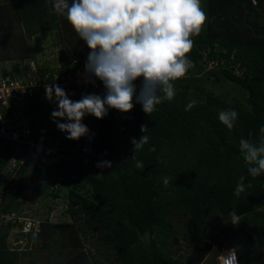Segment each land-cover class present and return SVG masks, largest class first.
Returning a JSON list of instances; mask_svg holds the SVG:
<instances>
[{
    "label": "trees",
    "instance_id": "trees-1",
    "mask_svg": "<svg viewBox=\"0 0 264 264\" xmlns=\"http://www.w3.org/2000/svg\"><path fill=\"white\" fill-rule=\"evenodd\" d=\"M30 2L0 1V34L1 29L9 32L7 38L11 40L6 41L11 55L1 53L0 62L18 59L26 63L25 59L34 56L26 40L42 31H57L62 53L66 56L70 50L72 57L85 64L90 49L66 17L55 12L54 0L34 1L31 15L20 20ZM205 5L208 21L201 35L193 38L194 47L188 55L194 67L185 78L199 75L207 62L213 61L221 69L210 70L209 79L235 83L245 91V103H229L207 93L190 97L188 88L175 82L174 99L164 100L150 115L137 103L134 114L124 119L121 133L117 132L111 109L103 119L85 116L82 123L97 134L92 153L80 149L74 152L67 146L70 140L61 137L60 159L47 165L71 184L66 211L72 220L69 239L73 248L80 246L81 236H90L111 252L113 259L108 264H201L211 251L214 233L224 234L229 226L233 239L230 248H236L240 264H253L255 252L259 264H264V174L253 179L239 151L240 138L258 143L259 129L264 126V0H205ZM11 25H21L20 33L15 34ZM65 61L69 64L71 59ZM26 64L22 69L41 82H52L51 73L45 78L49 73L45 67L36 65L33 71ZM45 97L42 91L29 102V124L35 135L45 123ZM78 100L76 96L73 101ZM192 100L198 103L185 111ZM51 105L49 102L48 110ZM221 109L239 114L231 131L219 121ZM3 114L12 115L10 109ZM141 125H147L149 141L133 160L131 140L144 135ZM48 133L57 134L53 130ZM28 150V145L0 139V264H15L16 254L9 249L7 237L21 224L11 203L26 189L25 181L38 176L37 160L29 158ZM81 156L89 161L84 164ZM13 160L16 166L4 169ZM137 160L143 162L142 169L136 168ZM104 161L111 162L112 167H97ZM242 175L245 184L252 187L236 197L234 189ZM4 178L9 180L3 188ZM164 178L169 180L167 185ZM51 196L57 198L58 193ZM233 211L240 218L237 225L231 223L229 214ZM9 214L16 219L5 218ZM182 218L189 224V237L185 239L189 250L186 261L177 262L168 258L163 247L168 237L177 243L174 224ZM219 219L222 224L214 222ZM34 225L37 240L42 226Z\"/></svg>",
    "mask_w": 264,
    "mask_h": 264
},
{
    "label": "clouds",
    "instance_id": "clouds-1",
    "mask_svg": "<svg viewBox=\"0 0 264 264\" xmlns=\"http://www.w3.org/2000/svg\"><path fill=\"white\" fill-rule=\"evenodd\" d=\"M54 10L66 17L80 40L90 49L85 63L86 82L94 83L92 77H95L106 90L103 96L91 93L73 101L58 84L45 85L46 99L57 105L51 118L69 140H79L89 134L90 130L82 123L87 115L103 119L109 109L128 113L134 108V100L150 115L164 100L174 99L175 82L185 78L194 67L188 55L194 47L193 38L201 35L208 21L201 0H54ZM141 77L143 79L137 93L134 82ZM197 103L196 100L190 101L185 111L191 110ZM238 115L233 109L218 110L219 121L229 131L234 128ZM62 120L66 122H60ZM147 130V125H141L140 131L144 135L139 140H131L133 160H136V152L149 141L145 134ZM259 131L261 136L258 143L243 137L239 140L240 154L253 179L264 174V126ZM90 149L80 150L91 154ZM55 155L56 159H60L59 153ZM38 157V154L29 156L32 160L42 161ZM59 159L50 164L42 162L52 165ZM135 166L140 169L144 167L143 162L138 160ZM97 167L111 168L112 164L104 161L98 163ZM168 183V178H164V184ZM251 187V183L245 184L242 175L233 194L240 197ZM229 215L233 225L239 224L240 218L235 211ZM26 220L20 218L21 226L15 230H20L18 234H22V237L30 234L36 236L34 222L26 230ZM228 251L227 256H223ZM221 260L223 264H240L234 249L219 252L220 264Z\"/></svg>",
    "mask_w": 264,
    "mask_h": 264
},
{
    "label": "rangeland",
    "instance_id": "rangeland-1",
    "mask_svg": "<svg viewBox=\"0 0 264 264\" xmlns=\"http://www.w3.org/2000/svg\"><path fill=\"white\" fill-rule=\"evenodd\" d=\"M29 1L37 2L39 0ZM33 2H30L31 4L27 5L28 12L26 15L21 17V21L31 15L33 11V4L35 3ZM201 2L206 11L205 0H201ZM49 6L51 9L50 3ZM20 27L21 25H17L16 27L11 25V29H14V32H17L15 34L20 33ZM1 31L0 54L4 53L8 57V55H11L8 51L10 48L6 43V41H11L10 37L7 38V34L9 32L7 33L3 29H1ZM26 43L30 46V50L34 52V56L31 60H24L29 64L31 70H34L36 65L43 66L48 71L58 69L62 64H65V58L69 60L72 58V54L69 49L66 56L62 53L63 45L60 34L57 31H42L37 34L36 38L26 40ZM22 63L23 62H20L18 59L4 60L0 62V68L6 69L8 72L15 71L18 69L17 66L27 65L26 63ZM218 69H221V67L216 66L215 69L211 70L217 71ZM209 71L210 68H205L202 73L196 75L195 77L182 78L176 82H179L184 87L186 86L188 88V95L190 97L199 93H207L218 96L222 100L229 103H245L246 93L244 90L240 89L235 83L223 79L221 75L222 79L218 82H214L212 78L209 79L208 77ZM45 102L47 103L46 108L49 109V101L47 100ZM51 108L52 107H50V109ZM48 109L46 114L45 111L42 113V115L45 114L46 117L43 127L38 130V134L35 135L34 132V137L32 138V141L37 146L35 149L33 148L32 150H29L30 154L28 156L32 157L35 154H38V159L46 161L47 164H50L59 159H56L57 156L55 154L57 153L59 144H61V137H65L67 134L61 132L57 128L51 118L52 112H49L50 110ZM123 121L124 119H121L116 123L115 127L118 129V133L123 131ZM60 122L63 123L66 121L62 120ZM49 130H53L55 133L57 132V134L54 136L49 135ZM96 135V132L90 130L88 135L81 137L79 140H70L69 145L75 150H78V148H87V150H89V147L91 148L90 145ZM120 138L123 140L122 135ZM43 148L45 149V152L44 150L42 151ZM89 152H91V149ZM81 158L84 164L89 161V159L85 156H81ZM42 161H36L37 164H35L38 176L32 180L27 179L24 183L26 189L20 194L16 201L11 203V209L15 212L14 214L16 216L25 218L27 221L35 222L37 225L40 224L42 226L40 229L41 237L37 240L36 237L31 234L22 237V234H18L20 230L12 231L7 237L9 249L14 251V254H16L15 264H93L94 262L99 264H108L113 259L111 257V252L105 249V246L97 243L96 240H93L90 236H81L80 246H77L78 248H73L72 240L69 239V231L72 230V220L66 211V194L70 189L71 184L58 175L53 169H49L47 164H43ZM14 166H16V163L8 162L4 169L8 168L10 170L13 169ZM8 180L9 178L1 180V186L3 188L8 185ZM53 193H58V197L53 198L51 196ZM8 201L9 200L7 199V202ZM214 222L216 224L223 223L220 219L215 220ZM23 230H21V232L25 233ZM174 230L176 231L174 237L177 239V243H172V237H168L166 239L167 244L163 247V249L168 258L171 260L184 262L187 259V252L189 250L185 240L189 237V224L187 219L182 218L175 223ZM231 231L232 228L229 226L226 228L224 234L218 235V231L214 233L211 240L214 245L201 264H220L218 261L219 252L228 248L234 250L236 249L234 247L230 248L232 247L231 245L233 242ZM20 241L22 243L19 245ZM71 249H74L75 251L70 252ZM108 257H110L109 260L107 259ZM252 261L253 264H259L256 252L253 254Z\"/></svg>",
    "mask_w": 264,
    "mask_h": 264
},
{
    "label": "built area",
    "instance_id": "built-area-1",
    "mask_svg": "<svg viewBox=\"0 0 264 264\" xmlns=\"http://www.w3.org/2000/svg\"><path fill=\"white\" fill-rule=\"evenodd\" d=\"M216 66H218L217 63L209 61L207 62L206 68H210L211 70L215 69ZM57 71H60V73L57 74ZM48 72L45 78L52 74L51 83L41 82L30 71L22 69V66L13 73L10 71L6 73L4 69L0 68V139L4 140V142L24 144L30 147L29 150L35 149L37 145L32 141L34 130L30 127L28 117L29 102L34 100L35 96L40 95L42 91L46 95L45 85L58 84L65 90L71 100H74L76 96L81 99L88 92L101 96L105 95L106 90L99 79L92 77L94 83L86 82L87 74L85 72V64L78 62L74 57L71 58L69 64H62L58 69L51 70V72L49 70ZM141 82L142 79L139 78L134 82L137 86V93L140 90ZM136 106L137 103L134 100V108L128 113H121L118 110L111 109L115 123L132 116ZM51 107L53 109L51 108L49 112L55 110L57 105L52 103ZM9 109L12 115H4L3 110ZM67 146L72 148L69 144ZM84 150L82 149V151ZM58 151L59 147L57 153ZM73 151L75 152L77 150L73 149ZM6 170L9 169L6 168ZM6 218L9 220L16 219L14 214H10ZM18 222H20V219H18ZM25 222V228L29 229L32 222L27 220ZM228 253L229 251L224 253L223 256H227ZM221 264H223L222 260Z\"/></svg>",
    "mask_w": 264,
    "mask_h": 264
}]
</instances>
